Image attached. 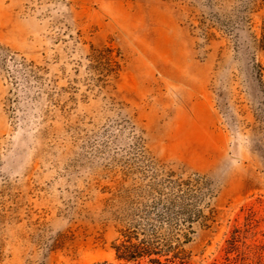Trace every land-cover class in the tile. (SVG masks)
Listing matches in <instances>:
<instances>
[{
    "label": "rangeland",
    "instance_id": "rangeland-1",
    "mask_svg": "<svg viewBox=\"0 0 264 264\" xmlns=\"http://www.w3.org/2000/svg\"><path fill=\"white\" fill-rule=\"evenodd\" d=\"M128 228L264 264V0H0V264H132Z\"/></svg>",
    "mask_w": 264,
    "mask_h": 264
},
{
    "label": "trees",
    "instance_id": "trees-1",
    "mask_svg": "<svg viewBox=\"0 0 264 264\" xmlns=\"http://www.w3.org/2000/svg\"><path fill=\"white\" fill-rule=\"evenodd\" d=\"M121 241L118 245L114 246L115 256L118 261H124L125 263L141 264L140 261L143 258H149L150 264H162L159 258H152V256L160 257L161 253L157 251V248L144 240H138L134 234V230L130 229L121 230ZM151 258V259H150ZM167 262L177 264L175 256L171 259H165ZM181 263V262H179ZM100 264H110L103 262Z\"/></svg>",
    "mask_w": 264,
    "mask_h": 264
}]
</instances>
